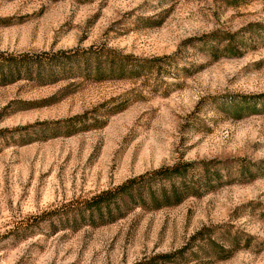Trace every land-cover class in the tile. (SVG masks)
Here are the masks:
<instances>
[{
	"label": "rangeland",
	"instance_id": "374dc122",
	"mask_svg": "<svg viewBox=\"0 0 264 264\" xmlns=\"http://www.w3.org/2000/svg\"><path fill=\"white\" fill-rule=\"evenodd\" d=\"M0 18L1 54L156 63L0 86V264H264V0H0ZM180 164L195 188L180 202L65 222L70 203Z\"/></svg>",
	"mask_w": 264,
	"mask_h": 264
},
{
	"label": "trees",
	"instance_id": "16d2710c",
	"mask_svg": "<svg viewBox=\"0 0 264 264\" xmlns=\"http://www.w3.org/2000/svg\"><path fill=\"white\" fill-rule=\"evenodd\" d=\"M3 20L6 19L0 18V21ZM169 58L164 56L158 60L165 62ZM155 64L154 60L133 58L113 51L105 54L98 51L0 53V86L19 79L47 84L68 77H136L150 73ZM81 117L70 120H80ZM186 165H173L130 177L120 184L80 198L64 210L65 222L73 228L85 224L101 225L122 217L136 207L156 209L176 204L195 191L194 186L179 181Z\"/></svg>",
	"mask_w": 264,
	"mask_h": 264
}]
</instances>
